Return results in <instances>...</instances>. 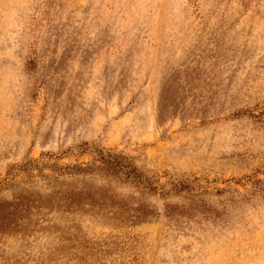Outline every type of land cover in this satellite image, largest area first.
<instances>
[{
  "label": "rangeland",
  "instance_id": "obj_1",
  "mask_svg": "<svg viewBox=\"0 0 264 264\" xmlns=\"http://www.w3.org/2000/svg\"><path fill=\"white\" fill-rule=\"evenodd\" d=\"M98 150L153 177L151 215L68 205L61 168ZM19 195L0 264H264V0H0V204Z\"/></svg>",
  "mask_w": 264,
  "mask_h": 264
},
{
  "label": "trees",
  "instance_id": "obj_2",
  "mask_svg": "<svg viewBox=\"0 0 264 264\" xmlns=\"http://www.w3.org/2000/svg\"><path fill=\"white\" fill-rule=\"evenodd\" d=\"M62 171H65L66 175H75L80 178L79 187L76 190L69 189L64 194L68 205L105 211L110 219L117 221H138L152 214V209L140 198L147 194H155L158 186L153 177L137 166L133 159L127 155L109 150H98L96 158L92 162L65 166L61 168ZM94 179L101 180L106 185L115 183L123 186L129 189L130 193L126 198H119L111 193L108 188L102 186L93 188ZM194 180L197 178L194 177L192 181L177 178L169 179L167 181L168 190H162L159 194L164 195L168 191L190 193L194 185L189 183H193ZM33 201V199L19 195L15 197L13 202L1 203L0 226H7L8 224L14 226L13 222L15 223V220L28 210ZM203 210H205L203 204L191 202L187 206L167 205L164 211L167 217L177 221L179 217H189L193 211L202 214L204 213Z\"/></svg>",
  "mask_w": 264,
  "mask_h": 264
}]
</instances>
